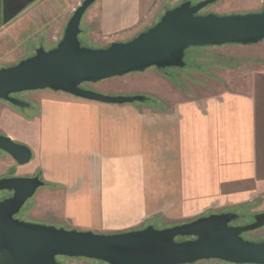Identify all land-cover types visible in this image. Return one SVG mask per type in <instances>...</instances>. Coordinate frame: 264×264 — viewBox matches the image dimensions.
<instances>
[{
    "label": "crops",
    "instance_id": "1",
    "mask_svg": "<svg viewBox=\"0 0 264 264\" xmlns=\"http://www.w3.org/2000/svg\"><path fill=\"white\" fill-rule=\"evenodd\" d=\"M39 1L55 18L58 4L72 7L79 0ZM183 1L96 0L81 19V32L98 46L106 39L127 41ZM263 8L264 0H217L209 12ZM263 44L214 46L223 47V61L205 80L177 91L165 82L160 97L154 87L131 94L152 89L160 106L110 104L40 89L27 91L36 110L22 118L0 102V110L34 131L33 140L19 142L30 147L43 182L52 186L43 184L36 192V208L44 212L35 222L113 233L139 229L151 219L196 218L264 204V53L258 46ZM0 133L15 137L11 130ZM13 163L0 152V178ZM18 166L16 172L23 167Z\"/></svg>",
    "mask_w": 264,
    "mask_h": 264
},
{
    "label": "water",
    "instance_id": "2",
    "mask_svg": "<svg viewBox=\"0 0 264 264\" xmlns=\"http://www.w3.org/2000/svg\"><path fill=\"white\" fill-rule=\"evenodd\" d=\"M31 1L0 0V24ZM95 1H81L54 47H38L34 54L16 64L0 67V100L23 109L29 103L15 94L50 89L110 104L143 102V95H109L81 84L151 67H186L184 55L189 47L247 45L264 40V8L258 12L219 15L201 13L217 0H185L167 9L152 26L127 41L88 48L78 38L80 22ZM0 150L17 165L28 163L32 157L27 145L2 134ZM15 173L16 167L12 166L8 175L0 178V192L11 193L0 200V264H61L57 256L84 257L106 264H193L208 259L264 264V240L251 241L241 236L264 226V211L256 213L253 222L242 225L231 224L239 217L237 213L221 212L163 229L151 225L117 233L66 229L15 217L44 184L37 175Z\"/></svg>",
    "mask_w": 264,
    "mask_h": 264
},
{
    "label": "rangeland",
    "instance_id": "3",
    "mask_svg": "<svg viewBox=\"0 0 264 264\" xmlns=\"http://www.w3.org/2000/svg\"><path fill=\"white\" fill-rule=\"evenodd\" d=\"M81 1L82 0H79L76 4L74 3L72 7L66 6L61 2L62 4H58L59 7L56 8L57 9L56 15H58V13L60 14L55 18H53L50 16L48 12V8L46 7L45 3L43 4V2H40L39 0H32L22 9H20L17 12V14H15L13 17L7 20L5 23H1L0 24V67H6L16 64L18 61L34 54L35 50L38 47H43L45 50L54 47L63 35V31L66 26L65 24L64 28H62L63 18L65 17V14L69 13V17H68L69 19L73 11L81 3ZM209 6L210 5L206 6L201 11V13L209 12ZM82 22L83 21L81 20L80 29H82V25H81ZM78 38L81 42V45L88 48L106 47L111 42H114V40L112 41V39L109 40L106 39L104 41L105 43L103 46H98L97 43L86 41L82 35V32L79 34ZM232 46L235 45L233 44L227 45V47L224 48H235ZM258 46L259 49L260 48L262 49V53H264V44ZM222 48L223 47H214V46L189 47L184 55V61L187 64L186 67H182V68L169 67L164 69H157L155 67H151L150 69L144 71L143 73L134 72L133 74H129L124 77L121 76H119L118 78L112 77L101 80L100 82L102 83L99 84L85 82L81 84V87L92 90L102 87V88H107L108 91L115 90L116 92L118 91L120 93V94H113L114 92H108L109 95H121V93H127L122 95H131L133 94V91H140L146 88L154 87V89L157 90V93L160 97L161 95L160 93H162V88H164L163 86H165L164 84L165 82L166 83L169 82L170 84L169 86H171L172 89L177 91L178 89H183L186 85L190 84L192 81L205 80L208 74L212 71L216 73L218 70L216 69V67H218V63L223 61V60L221 61L220 59L221 55L223 54ZM150 91L152 93H155L152 91V89ZM150 91L148 93L147 90L148 94L146 93L142 94L143 96L147 97V100L143 102H135V103L138 104L141 103L149 106L155 103L156 106H160L161 99L158 96L150 93ZM175 95L177 96V94ZM15 96L24 102L26 101L27 103L29 102L30 103L29 107L20 109L17 106H14L6 101H0V102H3L2 104L8 107V109L13 108V110H15L14 112H16V115L22 118L31 117L32 113H34L36 110V106L34 105L30 93L24 91L17 93ZM18 116H15L10 112H5L3 110H0V128H2L3 130L13 131V133H15V137H10V138L16 142H19L20 139L33 140L35 136L34 131L25 128V126L23 125L22 118L20 119ZM12 166H15L17 169L19 168V166L15 162L11 165V167ZM10 168L7 170V172H5L4 176L8 175V171L10 170ZM19 170L20 171H17L15 175H19V173L27 176L37 175L41 180H43L41 173H39L36 169L35 157H33V154L30 161L25 165H23V167ZM44 185L51 186L48 182H45ZM42 188L43 187L40 186L36 190V192H38V190H41ZM36 192L31 198H29L24 203L21 210L15 215L16 218L31 223H34L35 220L41 219L40 215L44 212V210L43 208L41 209L39 205L36 208L37 206L36 204H38L39 202ZM10 195L11 193L8 191H1L0 200L9 197ZM262 211H264V204L262 202H260L259 204L254 203L253 205L236 208L234 212L237 213L239 217L234 223L243 224V223L251 222L253 220V216L256 213ZM206 215L209 214H202L200 216H206ZM193 219H195V217L179 219V220L151 219L144 221L137 228L140 229L148 225H151L157 229H163L177 224L189 222ZM56 227H60V226H56ZM113 233H117V232H113ZM241 236L244 239L246 238L252 241H261L264 239V226L257 230L242 233ZM58 258L62 260L64 264H106L99 260L84 258V257L60 256ZM193 264H234V263H229L218 259H208V260H200Z\"/></svg>",
    "mask_w": 264,
    "mask_h": 264
},
{
    "label": "flooded vegetation",
    "instance_id": "4",
    "mask_svg": "<svg viewBox=\"0 0 264 264\" xmlns=\"http://www.w3.org/2000/svg\"><path fill=\"white\" fill-rule=\"evenodd\" d=\"M15 95H16V94H15ZM17 98H18V97H17ZM237 219H238V218H237ZM237 219H236V220H237ZM236 220H235V221H236ZM253 220H254V216H253ZM253 220H252L251 222H253ZM235 221L231 222V224H233V225H242V224L234 223ZM248 223H250V222H248ZM243 224H247V223H243ZM261 228H262V227H261ZM258 229H260V228H258ZM256 230H257V229H256ZM181 239H185V238L178 237V240H181ZM245 239H246V238H245ZM263 240H264V239H263ZM251 241H252V240H251ZM58 257H60V256H57V257H56L57 261L60 262L61 264H64L63 261L60 260Z\"/></svg>",
    "mask_w": 264,
    "mask_h": 264
},
{
    "label": "trees",
    "instance_id": "5",
    "mask_svg": "<svg viewBox=\"0 0 264 264\" xmlns=\"http://www.w3.org/2000/svg\"><path fill=\"white\" fill-rule=\"evenodd\" d=\"M145 100H147V97H146V99Z\"/></svg>",
    "mask_w": 264,
    "mask_h": 264
}]
</instances>
